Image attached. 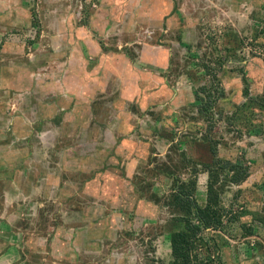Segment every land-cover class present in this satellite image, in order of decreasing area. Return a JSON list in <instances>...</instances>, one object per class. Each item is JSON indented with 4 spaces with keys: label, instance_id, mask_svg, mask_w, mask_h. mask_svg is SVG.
Returning <instances> with one entry per match:
<instances>
[{
    "label": "rangeland",
    "instance_id": "374dc122",
    "mask_svg": "<svg viewBox=\"0 0 264 264\" xmlns=\"http://www.w3.org/2000/svg\"><path fill=\"white\" fill-rule=\"evenodd\" d=\"M262 26L264 0H0L2 264H169L190 180L223 209L196 263L264 264Z\"/></svg>",
    "mask_w": 264,
    "mask_h": 264
},
{
    "label": "trees",
    "instance_id": "16d2710c",
    "mask_svg": "<svg viewBox=\"0 0 264 264\" xmlns=\"http://www.w3.org/2000/svg\"><path fill=\"white\" fill-rule=\"evenodd\" d=\"M258 33L264 35V26L258 29ZM218 58L223 59L221 55ZM218 63L221 64L219 61ZM207 96L209 97V95ZM197 100L201 102L203 98L198 97ZM201 108L206 110L207 105H201ZM210 153L214 157V160L212 159L213 165L222 162L221 159L217 158L216 148L214 146H210ZM204 166L211 173V163H204ZM225 167H229L230 169L238 168V166L229 164L227 161L225 162ZM246 176L247 174L245 173L242 178L244 179ZM231 180L233 182H239L241 177H236V174H234ZM180 186L179 188L177 187V191L171 193L169 198L172 207L177 208L178 213L181 214L174 218L177 223L175 225L177 229L170 236L172 260L169 264H200L196 263L199 254L195 248L199 244H202L201 232L206 228L219 230L222 228L221 216L223 209L219 206L218 201H216L217 192L212 183L208 185L207 204L203 207L196 205L197 203L194 200L186 196L188 189L196 186L195 180H190L188 183L185 181L181 182Z\"/></svg>",
    "mask_w": 264,
    "mask_h": 264
},
{
    "label": "crops",
    "instance_id": "0c3cea01",
    "mask_svg": "<svg viewBox=\"0 0 264 264\" xmlns=\"http://www.w3.org/2000/svg\"><path fill=\"white\" fill-rule=\"evenodd\" d=\"M0 219L2 220V217H0ZM5 255L6 253H0V264H2V261L5 259Z\"/></svg>",
    "mask_w": 264,
    "mask_h": 264
}]
</instances>
